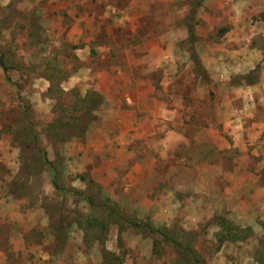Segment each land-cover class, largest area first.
<instances>
[{"label": "rangeland", "instance_id": "obj_1", "mask_svg": "<svg viewBox=\"0 0 264 264\" xmlns=\"http://www.w3.org/2000/svg\"><path fill=\"white\" fill-rule=\"evenodd\" d=\"M194 1L0 0V199L46 221L12 241L0 224V264H192L104 196L207 264H264V0ZM90 92L62 142L47 125ZM218 218L246 238L219 242Z\"/></svg>", "mask_w": 264, "mask_h": 264}, {"label": "trees", "instance_id": "obj_2", "mask_svg": "<svg viewBox=\"0 0 264 264\" xmlns=\"http://www.w3.org/2000/svg\"><path fill=\"white\" fill-rule=\"evenodd\" d=\"M197 2V3H196ZM191 4V3H190ZM201 4V0L194 1L193 4L190 5V11L194 12L197 7ZM0 66L4 72V80L7 82H11V79L8 75L9 67L3 63L1 56H0ZM95 96L96 93L90 92L88 96L84 97L81 101L85 104V107L81 106V108H77V113L70 114L68 117H58L53 120L51 123L47 125V128L52 131V134H56L63 137V141L68 140L72 136H81L88 128L89 124L93 121L94 115V107L89 101L90 96ZM81 121V122H80ZM16 134L18 138H25L23 132L16 129ZM29 139L31 141V145L36 149V152L41 154V160L46 162L47 159L45 157V152L42 146L39 143L38 136L36 131L34 130V126L31 127V131L29 134ZM62 144V143H60ZM50 168L54 171L52 175V184L56 189L60 188L59 180H58V173H56V169L54 163H50ZM91 196L88 195V199ZM92 201V200H91ZM93 203V201H92ZM101 205L107 211V217L110 219L111 222L118 224L121 227H132L135 229L140 230L143 233L149 234L150 236H160V242L170 245L176 248H182L186 254V263L191 262L192 264H207L202 259H200L195 251L191 249V247H182L180 240L177 237L173 236L169 230L164 226L156 227L152 225L149 221L140 220L132 217L130 213L126 212V210L121 207L118 203L111 200L109 197H103L101 201ZM219 221L217 222L218 225L221 227L222 230L219 232L218 241L224 242L227 240L230 241H237V240H244L247 236L249 228H240L236 227L233 224H229V222L224 218H218ZM92 222V221H91ZM90 222V223H91ZM65 243V237L57 236V245L58 248L62 247ZM190 246V245H188ZM183 257V256H182Z\"/></svg>", "mask_w": 264, "mask_h": 264}, {"label": "crops", "instance_id": "obj_3", "mask_svg": "<svg viewBox=\"0 0 264 264\" xmlns=\"http://www.w3.org/2000/svg\"><path fill=\"white\" fill-rule=\"evenodd\" d=\"M3 83H4V72L2 68L0 67V85H2ZM0 98H1V95H0ZM258 110L264 113V106L262 105L261 107H259ZM251 111H257L256 106L251 107ZM5 143L3 141H0V150H2V147L4 146ZM261 175H264V172ZM2 194H3V198L0 199V224L5 223V224L12 225V227L9 229V237L11 241L14 238H20V240H22L24 235L30 232L31 231L30 229L33 226L38 228L37 231L45 232L46 221L43 216L41 218V214L38 219H31V218L27 220L22 219V215H23L22 212L18 210H14L13 203L10 201H6L5 196L7 194V191L6 190L3 191ZM29 223H31L32 225H30ZM41 226L43 228H41ZM18 242L22 243L21 241H17V243Z\"/></svg>", "mask_w": 264, "mask_h": 264}]
</instances>
